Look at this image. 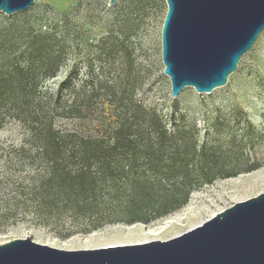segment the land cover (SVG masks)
<instances>
[{
  "label": "rangeland",
  "instance_id": "obj_1",
  "mask_svg": "<svg viewBox=\"0 0 264 264\" xmlns=\"http://www.w3.org/2000/svg\"><path fill=\"white\" fill-rule=\"evenodd\" d=\"M108 1L35 0L26 11L0 14V45L4 41L11 45L7 53L0 47V61L17 59L29 35L54 33L64 46L65 61L57 78L41 80L38 87L53 91L75 69V86L86 82V89L95 87L99 91L93 99L94 109H107V91L119 86L124 102L139 106V111H155L170 135L185 131L183 137L176 135L167 144L176 145L177 153L184 145L202 152L204 161L197 165L193 159L190 164L197 167H187L192 181L188 198L178 209L147 224H105L87 233L79 230L80 218L74 219L72 213H39L37 202H31L26 195L29 183L41 173L42 166L16 154L27 133L18 121L7 118L0 130V245L28 238L66 251L99 249L116 246L117 242L104 239L112 238L119 230L133 226L154 229L190 212L189 220L157 238L166 241L264 192V30L224 87L209 94L185 87L174 99L161 61L165 0H117L112 7ZM76 95L80 94L65 90L61 104H68ZM52 124L63 133L93 135L97 121L56 116ZM161 159L167 165L175 158L165 153ZM212 160L214 164L209 167L207 162ZM156 169L157 173H152L150 167H140L137 179L163 189L161 203L172 197L167 186L180 179L168 174L166 167ZM202 173L214 179L206 183L199 178ZM250 179L255 184L244 187ZM173 198L181 201L179 196Z\"/></svg>",
  "mask_w": 264,
  "mask_h": 264
},
{
  "label": "trees",
  "instance_id": "obj_2",
  "mask_svg": "<svg viewBox=\"0 0 264 264\" xmlns=\"http://www.w3.org/2000/svg\"><path fill=\"white\" fill-rule=\"evenodd\" d=\"M0 47L11 51L7 41ZM64 54L54 33L45 31L29 35L17 59L0 61V130L7 118L26 130L25 143L15 152L42 166L26 195L37 202L38 212L72 213L74 219L80 218L79 230L87 233L105 224H147L181 207L192 188L187 167L200 165L202 152L184 145L177 153L176 145L167 142L186 132L170 135L155 111H139V106L124 102L119 86L107 91L108 108L100 111L93 107L98 89H86V82L75 86V69L53 91L40 89L41 80L57 78ZM65 90L80 95L61 104ZM56 116L95 120V133L60 132L53 128ZM165 153L175 158L167 165L161 159ZM193 159L197 165L190 164ZM207 163L212 167L214 160ZM140 167H150L152 173L166 167L168 174L178 177V183L167 186L172 197L159 203L163 189L139 181ZM199 178L206 183L214 179L205 173ZM175 196L181 201H175Z\"/></svg>",
  "mask_w": 264,
  "mask_h": 264
},
{
  "label": "water",
  "instance_id": "obj_3",
  "mask_svg": "<svg viewBox=\"0 0 264 264\" xmlns=\"http://www.w3.org/2000/svg\"><path fill=\"white\" fill-rule=\"evenodd\" d=\"M34 2L0 0V14ZM165 2L161 61L172 98L185 87L198 94L224 87L264 30V0ZM0 264H264V192L166 241L66 251L17 239L0 245Z\"/></svg>",
  "mask_w": 264,
  "mask_h": 264
},
{
  "label": "bare ground",
  "instance_id": "obj_4",
  "mask_svg": "<svg viewBox=\"0 0 264 264\" xmlns=\"http://www.w3.org/2000/svg\"><path fill=\"white\" fill-rule=\"evenodd\" d=\"M261 181H264V178L261 179ZM254 184L255 181L254 180L251 181L250 179L249 182L244 183V187ZM237 189L239 190L240 188ZM190 217H191V213L187 211L180 214L179 216H175L171 218L170 220L164 221L157 228L154 229H149L145 227L140 228L138 226H133L129 228L127 227V229H125L124 231L122 230L117 231L116 235L112 236V238L104 239V240H110V241L112 240L113 242L115 241V243L117 242V245L140 244V243H145L144 241L147 239L157 240V238L161 236L170 234L173 230L177 228V226L183 224L184 220L185 221L189 220Z\"/></svg>",
  "mask_w": 264,
  "mask_h": 264
}]
</instances>
